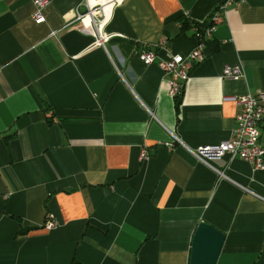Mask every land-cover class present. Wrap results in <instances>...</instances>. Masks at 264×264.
<instances>
[{
	"label": "crops",
	"instance_id": "obj_1",
	"mask_svg": "<svg viewBox=\"0 0 264 264\" xmlns=\"http://www.w3.org/2000/svg\"><path fill=\"white\" fill-rule=\"evenodd\" d=\"M91 2L105 44L82 32L85 0H49L41 23L35 0H0V264H191L201 223L226 236L216 264H264V171L227 155L220 177L189 152L264 92V0L222 13L178 110L158 62L188 57L222 0Z\"/></svg>",
	"mask_w": 264,
	"mask_h": 264
},
{
	"label": "built area",
	"instance_id": "obj_2",
	"mask_svg": "<svg viewBox=\"0 0 264 264\" xmlns=\"http://www.w3.org/2000/svg\"><path fill=\"white\" fill-rule=\"evenodd\" d=\"M242 0H222L216 10L211 14L209 26L200 33L195 28L196 47L188 57L173 55L168 60H160L158 66L165 76L168 77L169 93L173 97L181 94L190 76L189 71L193 64L201 63L205 60V42L212 37L217 24L221 21L222 13L228 8L238 5ZM91 0H85L87 12H78V19L85 21L86 25L82 32L92 35L99 40V45L105 44L111 38L110 35L103 33L107 24L106 6L103 4L93 5ZM49 4V0H35L36 13L34 20L38 23L43 22L42 10ZM113 4H116L113 2ZM53 32L52 35H55ZM142 60L148 64H154L157 56L154 52H144ZM223 77L230 80H238L243 77L240 67L226 66L223 70ZM240 111L236 116V127L228 140L215 146H200L189 152L202 164L213 170L220 177H225L224 173L217 167L225 156L240 158L254 166L258 171H264V144L260 141V126L264 123V92L257 95L247 94L237 99ZM176 140H178L176 138ZM142 160L147 159V152L141 155ZM57 223L48 221L46 228L54 229Z\"/></svg>",
	"mask_w": 264,
	"mask_h": 264
},
{
	"label": "water",
	"instance_id": "obj_3",
	"mask_svg": "<svg viewBox=\"0 0 264 264\" xmlns=\"http://www.w3.org/2000/svg\"><path fill=\"white\" fill-rule=\"evenodd\" d=\"M225 239V234L213 226L199 224L192 244L191 264H216Z\"/></svg>",
	"mask_w": 264,
	"mask_h": 264
},
{
	"label": "trees",
	"instance_id": "obj_4",
	"mask_svg": "<svg viewBox=\"0 0 264 264\" xmlns=\"http://www.w3.org/2000/svg\"><path fill=\"white\" fill-rule=\"evenodd\" d=\"M191 24L189 23L188 20H182V26L185 27V28H188ZM192 26H194V28H197V30L202 33L208 26L209 24H193ZM183 91L184 89L182 90L181 94L179 96L176 97V109L178 110L179 109V106H180V98L181 96L183 95ZM76 264V263H74Z\"/></svg>",
	"mask_w": 264,
	"mask_h": 264
}]
</instances>
